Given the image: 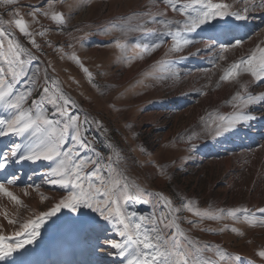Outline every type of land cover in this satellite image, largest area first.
<instances>
[{
	"label": "rangeland",
	"instance_id": "1",
	"mask_svg": "<svg viewBox=\"0 0 264 264\" xmlns=\"http://www.w3.org/2000/svg\"><path fill=\"white\" fill-rule=\"evenodd\" d=\"M160 1L56 0L55 10L62 12L66 18V23L61 26L52 21L50 15L45 17L38 14L35 21L29 15L34 10L48 11L47 0H18L15 7L28 23L40 51L13 28L15 37L38 58L25 65L29 79L19 84L17 91H25L26 85L33 87L31 81L35 79L37 85L31 99H36L45 85L58 86L76 103L73 112L79 114L81 122L88 121L81 131L87 129L86 138L90 147L99 151L106 160L109 156L115 160L118 155L120 168L126 171L131 182L149 193L162 194L171 199L173 206L181 209L176 215L180 217L181 229L191 239L200 245L207 244L214 249L219 247L233 258L231 264H261L256 253L264 249V226H252L243 218L236 221L228 218L205 219L193 227L187 221H199V218L182 207L190 201L201 211L247 208L255 217L261 215L258 209L264 208L263 190L260 202L255 195L258 168L253 165L255 159L261 161L256 156H262L264 152V132L254 133L251 140L235 143L237 135L234 131L213 138L206 134L201 120V117L208 120L218 113L232 112L229 101L240 86L235 82H220L219 77L231 62L250 55L259 45L258 41L264 39V18L259 15H264V9L257 8L256 13L251 10L252 4H259L261 0H247V3L237 0L238 5L232 10L244 14L247 6L250 9L247 20H218L203 26L189 34L190 39L196 37L192 39L194 44L187 46L180 54L165 57L170 40L144 55L143 59L138 58L143 52L140 48L129 46L125 52H121L110 43L114 36L119 35L115 31L109 33L113 24L134 13H155L162 7ZM226 2L230 4L228 0ZM10 18L0 2V28H7L4 21ZM167 18L184 19L172 11H169ZM149 27L155 28L157 25ZM40 32H44V35H38ZM235 40H242V45L224 53L228 57L226 61L218 60L221 45ZM263 41L260 46L264 45ZM73 54L92 74L91 82L80 65L70 59ZM180 56L184 58L180 59ZM164 59L177 60L175 67L179 74L166 81L153 80V74H165L156 63ZM214 60L217 61L215 67L212 65ZM203 69L209 71L204 72ZM33 73H36L34 77ZM246 76L240 77L242 83L246 82ZM198 91L206 94L199 95ZM262 91L264 84L249 87L252 94ZM45 107L51 112V105ZM248 112L252 116L260 115L264 112V102L249 107ZM0 116H7L2 108ZM240 126L243 127L242 124ZM189 136H193L191 141ZM24 142L14 135L0 137V153L8 152L13 144ZM82 154L93 155L91 151ZM49 166V162L44 161H12L6 170L0 171V182L18 177L14 184H6V187L21 201L17 205L0 194V225L3 226L0 234L12 236L18 230L19 223L48 211L67 194L65 189L47 182ZM148 199L152 203L144 206L153 210L157 197ZM147 208L142 211L143 214L149 213ZM162 210L161 202L155 211L159 214ZM5 212L9 219L17 220L16 225L7 223ZM57 217L46 221L37 242L26 245L19 253L8 258L7 264H57L58 259H54L49 251L57 241L62 245L71 242V239L60 241L70 229H75L78 235L73 240L78 264L85 263L84 260L85 264H125L123 258L107 254L115 250L103 245V241L121 240V237L103 221L92 223L99 219L97 214L88 209H82L79 214L64 209ZM75 218L78 220L73 223ZM233 227L238 231H231ZM166 231L170 235L172 229ZM206 255L214 258V253Z\"/></svg>",
	"mask_w": 264,
	"mask_h": 264
},
{
	"label": "snow or ice",
	"instance_id": "2",
	"mask_svg": "<svg viewBox=\"0 0 264 264\" xmlns=\"http://www.w3.org/2000/svg\"><path fill=\"white\" fill-rule=\"evenodd\" d=\"M0 2L11 17L4 21L8 27L0 28V108L7 112L6 117L0 116V137L14 135L26 141L13 144L8 152L0 153V171L6 170L12 161L49 162L47 182L67 191V194L48 211H42L19 223L18 230L12 236L0 234V264H7L8 258L19 253L26 245L36 243L41 237V229L46 221L57 217L64 209L77 214L82 209H88L99 218L92 223L99 224L103 221L111 225L121 240L106 239L103 245L115 250L109 251L108 255L123 258L125 264H231L233 258L228 253L219 247L214 249L207 244L200 245L181 229L180 217L176 215L181 209L174 207L171 199L162 194L149 193L131 182L126 171L120 168L118 155L115 160L111 156L106 160L99 151L90 147V142L86 138L87 129L81 131L88 121L81 122L79 114L73 112L77 107L76 103L62 89L58 86L45 85L40 90L38 98L31 99L37 85V81L32 79L33 87L26 85L25 91H17V86L29 79L25 65L37 61L38 58L15 37L13 28L27 37L37 51H40V45L34 34L29 31L28 23L15 7L18 0ZM153 2L155 3V0ZM162 3L165 5L162 11L134 13L113 24L108 30L109 33L115 31L119 35L114 36L110 43L121 52H125L129 46L140 48L143 52L138 58L143 59L144 55L159 49L170 40L171 44L165 52V57H169L183 53L187 46L194 43L189 38L190 33L205 25H211L213 21L227 20L230 17L237 21L247 20V13L250 10L246 6L244 14L233 11L232 5L226 0H162ZM47 4L48 11L34 10L29 13L33 21L38 14L45 17L50 15V19L57 25H64L66 18L62 12L55 10L56 0H47ZM257 8L264 9V0L259 4H252V11ZM169 9L179 13L184 19H168ZM149 25L157 27L150 28ZM38 35L43 36L44 32ZM242 43V40H235L233 43L221 45L218 60L226 61L228 57L224 53L239 47ZM70 59L80 65L91 82L92 74L83 66L79 57L73 54ZM216 62L212 61L213 67ZM156 63L165 74L155 73L151 76L153 80L166 81L179 74L175 67L177 63L175 59H164ZM202 71L208 72L209 69ZM244 74L251 79L242 83L240 77ZM35 75L36 73H33V77ZM219 81L235 82L239 84L240 90L236 91L229 101L233 109L230 114L218 113L215 117L210 116L208 120L201 117L204 131L213 138L232 132L238 125L247 124L255 119L245 109L264 102V92L259 94L249 92L251 85L264 84V48L257 45L247 57L231 62L229 67L223 69ZM53 84L55 85V82ZM198 94L206 93L198 91ZM45 105L52 106L51 112ZM188 139L191 141L193 136H189ZM88 151L93 155L82 154ZM16 180L18 177L13 176L0 182V194L19 205L21 204L19 198L6 187V184L12 185ZM27 194L25 191V195ZM148 197H157L151 215L132 210L131 206L136 202L146 205L152 203ZM161 202L163 210L157 214L155 208ZM182 207L199 218V221H187L193 227L205 219L228 218L233 221L243 218L252 226H264V208L258 209L261 215L255 217L247 208L201 211L190 201L184 203ZM4 217L9 225L17 224L16 219L8 218L7 212L4 213ZM77 220L78 218H75L72 222L75 223ZM2 227L0 225V228ZM167 229H172L170 235ZM231 231L237 232L238 229L233 227ZM206 253H214V258ZM256 255L260 258L261 264H264V249L258 251Z\"/></svg>",
	"mask_w": 264,
	"mask_h": 264
},
{
	"label": "bare ground",
	"instance_id": "3",
	"mask_svg": "<svg viewBox=\"0 0 264 264\" xmlns=\"http://www.w3.org/2000/svg\"><path fill=\"white\" fill-rule=\"evenodd\" d=\"M230 2V4L232 5V9L234 8V6H236L237 0H228ZM159 2V1H158ZM160 5L162 7H160L158 10H163L164 9V4L162 3V0L160 1ZM238 5V4H237ZM237 7V6H236ZM239 7V6H238ZM236 10V9H235ZM234 10V11H235ZM169 11H171L170 9L168 10L167 14L169 13ZM254 13H256V11H254ZM260 13V12H259ZM259 15H261L262 18H264V15L263 13H260ZM252 18V17H251ZM237 21L235 20L234 18L230 17L227 19V21ZM253 20V19H252ZM228 23H231V22H228ZM239 26V25H238ZM224 27H227V26H224ZM230 30H232L231 27H229ZM241 31V30H240ZM231 33V31H230ZM199 36H203V35H200ZM207 36V35H206ZM209 36V35H208ZM205 37V36H204ZM221 37V36H220ZM196 37L195 36H192V39H195ZM202 38V37H201ZM206 38V37H205ZM207 39H211L210 37H207ZM206 39V40H207ZM264 39H260L258 41V44L260 46V44L262 43ZM264 43V41H263ZM194 44V43H193ZM206 44V43H205ZM204 45V44H203ZM207 45V44H206ZM252 45V44H251ZM245 46V45H244ZM261 48H264V45H261L260 46ZM204 49V48H202ZM255 49V48H254ZM209 50V49H208ZM203 51V50H202ZM208 53V52H207ZM247 75V74H246ZM247 80H250L251 78L247 75ZM226 90V89H224ZM264 92V91H262ZM216 96V95H215ZM213 98V97H211ZM219 99V98H218ZM224 100V99H223ZM213 102V101H212ZM220 104V103H219ZM221 105V104H220ZM219 106V105H218ZM233 111V110H232ZM246 112H248V109H245ZM250 113V112H248ZM262 113V114H261ZM260 115H256V114H253V116L255 117V119L251 120L250 122H248L247 124H242L243 127H241L240 125H238L236 127V129L234 130L235 132V136L237 135V138L236 140L234 141L235 143H239V141L241 142V140H251L252 139V135L254 133H259V132H264V112H261ZM259 114V113H258ZM262 130V131H261ZM233 132V131H232ZM243 134L245 136H243ZM261 134V133H260ZM262 135V134H261ZM239 136V137H238ZM246 137V138H244ZM244 144V143H243ZM235 144H233L234 146ZM242 146V145H241ZM260 157V160L261 161H257L256 159L253 161V165H256L257 166V171H256V183H255V186L258 187L257 188V191H255V195L258 196L257 200L259 201L261 196V192L263 190V196H264V183L259 186L260 183H262L264 181V152L262 154V156H256V158ZM260 162V163H259ZM259 164V165H258ZM1 177V176H0ZM253 200V197H251V201ZM255 201V200H254ZM260 202V201H259ZM263 202V201H262ZM221 205V203H219V206ZM132 207V210H136L140 213H142V211L144 212V210L147 208V206L141 202H136L134 205L131 206ZM149 213H145V215H151L152 214V209H150L149 207L147 208ZM72 225V223H71ZM70 225V226H71ZM75 229H70L67 231V233L60 239V241H70L71 239V242L67 245H62L59 243V241L55 242L54 246L51 247V250L49 251V254L52 255V257H54V259H58V263L57 264H62L61 261L65 262V264H78V262H76V256H75V251H76V248L74 247L73 245V240L75 238V236L77 234ZM78 236V235H77ZM76 236V237H77ZM77 244V243H75ZM79 244V243H78ZM76 246V245H75ZM42 253V251H41ZM44 255V254H43ZM84 262L86 263V261L84 260ZM83 263V262H82ZM83 263V264H85ZM64 264V263H63ZM89 264V263H87Z\"/></svg>",
	"mask_w": 264,
	"mask_h": 264
}]
</instances>
